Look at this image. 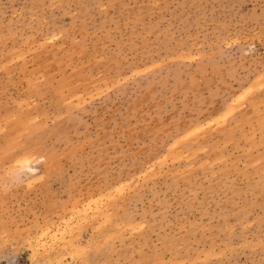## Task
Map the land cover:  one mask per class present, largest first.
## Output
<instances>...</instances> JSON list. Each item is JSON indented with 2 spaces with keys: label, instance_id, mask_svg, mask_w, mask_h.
<instances>
[{
  "label": "rangeland",
  "instance_id": "rangeland-1",
  "mask_svg": "<svg viewBox=\"0 0 264 264\" xmlns=\"http://www.w3.org/2000/svg\"><path fill=\"white\" fill-rule=\"evenodd\" d=\"M0 264H264V0H0Z\"/></svg>",
  "mask_w": 264,
  "mask_h": 264
}]
</instances>
